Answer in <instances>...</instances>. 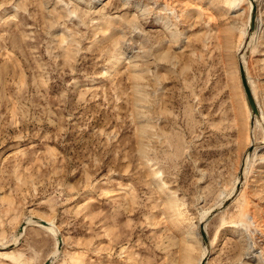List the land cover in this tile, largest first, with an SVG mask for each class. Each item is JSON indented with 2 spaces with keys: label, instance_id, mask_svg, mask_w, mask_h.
Listing matches in <instances>:
<instances>
[{
  "label": "rangeland",
  "instance_id": "1",
  "mask_svg": "<svg viewBox=\"0 0 264 264\" xmlns=\"http://www.w3.org/2000/svg\"><path fill=\"white\" fill-rule=\"evenodd\" d=\"M254 3L246 39L244 0H0V264L52 256L45 229L19 234L33 218L59 230L51 264H198L226 201L206 264H264V119L248 133L238 70L264 116Z\"/></svg>",
  "mask_w": 264,
  "mask_h": 264
},
{
  "label": "bare ground",
  "instance_id": "2",
  "mask_svg": "<svg viewBox=\"0 0 264 264\" xmlns=\"http://www.w3.org/2000/svg\"><path fill=\"white\" fill-rule=\"evenodd\" d=\"M244 1H247V5H248V19H247V21H248V24H247V27H248V25H249V22H250V16H251V9H252V5H251V3L248 1V0H244ZM257 13H258V11H257V7H256V20H257ZM248 30V29H247ZM254 33V32H253ZM252 33V34H253ZM252 34L248 37V38H250L251 36H252ZM246 36H247V33H246ZM247 41V40H246ZM244 42L243 43V45L240 47V49H239V56H243V52L246 50V48H247V46H248V42ZM244 45H246V47H245V49H244ZM242 49H244V51H242ZM238 60H240L241 62H242V64H243V68H244V61H242L241 59H240V57H239V59ZM115 62H116V58H114L113 59V61L111 62V67L112 66H114V64H115ZM244 72H245V70H244ZM246 79H247V77H246ZM248 81V80H247ZM249 85V84H248ZM250 87V86H249ZM251 90V89H250ZM252 92V91H251ZM253 96V95H252ZM254 98V100H255V102H256V98L255 97H253ZM260 111V110H259ZM259 117H261V119H264V116H263V114L260 112V114H259V116H257V117H255L254 118V120H253V126L251 127L250 126V122H251V112L249 111V115H248V119H249V123H248V133L250 134H254V132L256 131V129L259 127H261L260 126V124H259V122L256 120V118H259ZM260 119V118H259ZM254 136V135H253ZM255 138V137H254ZM254 144V140L252 139L251 141H250V145L249 146H251V145H253ZM253 149H254V153H256V147H253ZM262 151H264V148L262 149ZM249 155V154H248ZM248 157H250V156H245V154H244V156H243V158H242V160H241V166H240V170L242 169V180L240 181V178H239V173H240V170H239V173H238V182L236 183V186H235V188H234V191H233V193L227 198V199H229L232 195H234V197L236 196V195H238V194H240V192H242V188H241V186H242V183H243V181H244V183H243V186H244V184L246 183V181H247V169L245 170V171H243V168H247L248 167ZM238 185H239V189H237L236 190V188L238 187ZM220 207V206H219ZM219 207H216V208H212V209H209L208 211H206V212H204L203 214H202V216H201V218H200V222H199V225L201 224V223H204L205 222V220L208 218V216L210 215V213L212 212V211H214L215 209H217V208H219ZM39 221H41V222H43V223H40ZM24 224H25V226L23 227V230L26 228V226H28V225H37V226H40V227H42L43 229H45L48 233H50V235L54 238V239H56L57 238V240H56V248H55V250H54V252H53V254H52V256L50 257V258H53V257H55L56 255H57V253H58V251H59V249H58V243H57V241H58V238H60L58 235V233H59V230H58V228H57V226L55 225V223L52 221V220H41V219H39V218H33V219H29L27 222L25 221L24 222ZM205 227H206V224L204 225V229H205ZM197 228H198V226H196L195 227V229H194V233H195V235H196V237H198L199 238V236H200V231H198L197 230ZM20 235H22L23 234V232L22 233H19ZM58 236V237H57ZM61 239V238H60ZM200 239H201V236H200ZM18 240H19V237H15L14 239H13V243L12 244H16L17 242H18ZM62 242V241H61ZM202 250H201V252H200V257H199V261H198V264H200L201 262H202V260L203 259H205L206 257H209V254H210V249H209V244H208V246L207 247H204L203 245H202ZM208 259V258H207ZM48 260V259H47Z\"/></svg>",
  "mask_w": 264,
  "mask_h": 264
},
{
  "label": "water",
  "instance_id": "3",
  "mask_svg": "<svg viewBox=\"0 0 264 264\" xmlns=\"http://www.w3.org/2000/svg\"><path fill=\"white\" fill-rule=\"evenodd\" d=\"M251 5H252V9H251V16H250V22H249V25H248V30H247V38L254 32V29H255V24H256V5L254 3V0H248ZM248 42V41H246ZM246 45H244V49H245ZM244 49H242V51H244ZM238 70H239V77H240V81H241V84H242V87H243V90H244V93H245V96H246V100H247V103H248V107L250 109V112H251V122H250V126L252 127L253 126V120L255 117L259 116V112H258V108H257V105H256V102L252 96V92L250 90V87L248 85V81L246 79V74L244 72V68H243V64L240 60H238ZM253 149V145L249 146L248 148V151L245 153V156H248V154L252 151ZM239 178H240V181L242 180V169L240 170V173H239ZM239 189V185L238 187L236 188V190ZM233 197V196H232ZM232 197L230 199H232ZM228 201L224 202L222 205H220L219 208L215 209L214 211H212L210 213V215L208 216V218L205 220L204 223H201L199 225V231H200V236H201V241H202V245L204 247H207L208 244H209V241H208V238H207V235H206V232H205V229H204V225L207 224L213 217L216 213L220 212L222 209H224L227 205ZM40 223H43L41 221H39ZM25 226V224H22L19 228V232L22 233L23 232V227ZM61 248V239L58 238V249ZM207 258L206 257L205 259L202 260V262L200 264H206L207 262ZM53 261L52 258H49L48 260H46L43 264H51Z\"/></svg>",
  "mask_w": 264,
  "mask_h": 264
}]
</instances>
